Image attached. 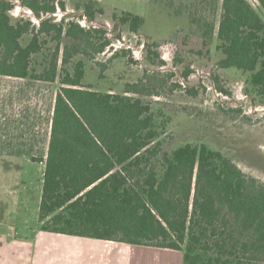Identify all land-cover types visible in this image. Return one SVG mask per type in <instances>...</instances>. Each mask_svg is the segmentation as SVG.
<instances>
[{
    "label": "trees",
    "instance_id": "trees-1",
    "mask_svg": "<svg viewBox=\"0 0 264 264\" xmlns=\"http://www.w3.org/2000/svg\"><path fill=\"white\" fill-rule=\"evenodd\" d=\"M257 2L264 13V0ZM18 4L39 26L12 18ZM58 8L67 9L55 0H0V77L61 84L47 150L35 156L33 148L26 149L24 134L5 147L0 133V156L45 165L41 231L183 251V264H264V184L206 144L166 151L170 118L132 96H152L139 84H127L122 93L84 85L85 63H72L73 58L93 61L112 40L103 26L84 28L67 18L55 22ZM221 9L219 66L249 74L252 90L264 97V18L248 0H222ZM84 12L95 23L104 9L91 2ZM144 20L128 12L114 15L134 34ZM214 28L205 35L212 37ZM41 38L56 42L49 56Z\"/></svg>",
    "mask_w": 264,
    "mask_h": 264
},
{
    "label": "rangeland",
    "instance_id": "rangeland-1",
    "mask_svg": "<svg viewBox=\"0 0 264 264\" xmlns=\"http://www.w3.org/2000/svg\"><path fill=\"white\" fill-rule=\"evenodd\" d=\"M55 1L67 8L65 12L57 9L55 22L67 18L66 23L74 21L84 28L103 26L112 40L93 61L82 55L73 58L72 63H85L84 85L102 93H122L127 84H139L152 96H132L170 118L163 137L166 151L184 144H206L264 184V97L252 90L249 74L219 66L222 0ZM248 1L264 18L257 0ZM91 2L104 9L96 14L95 23L84 17L85 6ZM29 12L18 4L12 18L25 17L39 26L40 20ZM126 12L145 19L138 33L114 21L115 14ZM212 27L213 36L205 35ZM41 39L43 53L49 56L56 42ZM60 88L59 80L44 83L0 77V133L7 141L5 147L24 134L26 149L33 148L35 156L47 150ZM44 168L29 157L0 156V264H183V251L131 250L125 244L105 245L99 240L42 232L39 206Z\"/></svg>",
    "mask_w": 264,
    "mask_h": 264
},
{
    "label": "crops",
    "instance_id": "crops-1",
    "mask_svg": "<svg viewBox=\"0 0 264 264\" xmlns=\"http://www.w3.org/2000/svg\"><path fill=\"white\" fill-rule=\"evenodd\" d=\"M101 241V240H99ZM105 242V245H111V244H121V243H115V242H110V241H102ZM126 245V244H125ZM129 246V245H128ZM131 250H134L135 248H141V249H145L146 247H134V246H130ZM147 249V248H146Z\"/></svg>",
    "mask_w": 264,
    "mask_h": 264
},
{
    "label": "built area",
    "instance_id": "built-area-1",
    "mask_svg": "<svg viewBox=\"0 0 264 264\" xmlns=\"http://www.w3.org/2000/svg\"><path fill=\"white\" fill-rule=\"evenodd\" d=\"M29 13L31 14L32 12L30 11Z\"/></svg>",
    "mask_w": 264,
    "mask_h": 264
}]
</instances>
